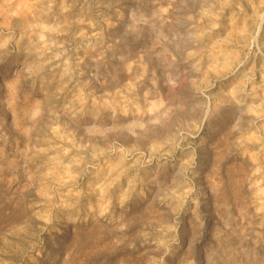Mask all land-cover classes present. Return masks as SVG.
<instances>
[{"label": "rangeland", "instance_id": "374dc122", "mask_svg": "<svg viewBox=\"0 0 264 264\" xmlns=\"http://www.w3.org/2000/svg\"><path fill=\"white\" fill-rule=\"evenodd\" d=\"M0 264H264V0H0Z\"/></svg>", "mask_w": 264, "mask_h": 264}]
</instances>
